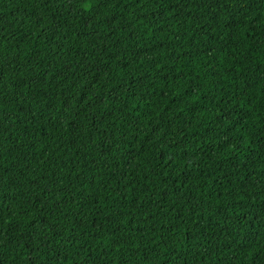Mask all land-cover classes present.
Returning <instances> with one entry per match:
<instances>
[{
    "label": "trees",
    "instance_id": "obj_1",
    "mask_svg": "<svg viewBox=\"0 0 264 264\" xmlns=\"http://www.w3.org/2000/svg\"><path fill=\"white\" fill-rule=\"evenodd\" d=\"M0 264H264V0H0Z\"/></svg>",
    "mask_w": 264,
    "mask_h": 264
},
{
    "label": "snow or ice",
    "instance_id": "obj_2",
    "mask_svg": "<svg viewBox=\"0 0 264 264\" xmlns=\"http://www.w3.org/2000/svg\"><path fill=\"white\" fill-rule=\"evenodd\" d=\"M86 3L88 4V6H92V4L94 3V0H86Z\"/></svg>",
    "mask_w": 264,
    "mask_h": 264
}]
</instances>
